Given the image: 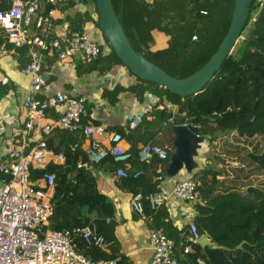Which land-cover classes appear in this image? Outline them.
Here are the masks:
<instances>
[{"label":"trees","instance_id":"1","mask_svg":"<svg viewBox=\"0 0 264 264\" xmlns=\"http://www.w3.org/2000/svg\"><path fill=\"white\" fill-rule=\"evenodd\" d=\"M10 3L11 0H0V9L7 8ZM112 4L131 46L169 75L180 79L201 68L216 51L228 29L234 0H112ZM50 7L44 5L43 11ZM88 19L86 14H77L72 23L81 29V24ZM251 19L247 35L238 39L231 54L201 92L181 97L151 81L137 78L134 85H115L112 89H103L101 94L109 104L116 103L119 94L125 91L132 92L139 102L143 101L145 94L157 98L152 111L143 116L139 126L130 128L127 125L141 142L139 146L131 140L128 150L132 157L121 163L129 174V178L122 180L130 186L132 193L153 191L154 177L165 176L169 157L175 150L176 122L170 120L171 110L165 101L177 106L180 119L198 125L201 134L211 136L202 142L206 148L202 154L203 162L188 174V178L195 182L197 197L193 204L196 210L194 222L199 232H207L215 244L235 247L242 240L245 243L242 248L231 251L203 249L198 243L187 241L182 231L165 220L167 210L164 206L153 212L145 205L144 213L150 218L151 226L161 228L174 239L178 264H196V258L204 259L207 264H264V129L262 127L257 132V137L241 139L229 135L232 129L218 125L236 109L241 66L255 57L264 58V0H251L245 28ZM96 24L99 26L98 21ZM154 29L168 36L165 47L151 49ZM107 45L109 53H100L94 61L100 70L121 63L108 42ZM2 86L0 94L7 91V88L1 90ZM158 105L163 107L158 108ZM231 105V111L221 116ZM86 111L88 108L82 117L83 123H86ZM254 120L255 115L249 119L250 122ZM62 135L66 142L67 163H51L44 168V171L54 173L55 182L51 197L52 215L42 229L71 230L93 220L102 234L114 220L113 203L98 189L94 173L85 165L86 152L81 148L80 140L69 132L62 131ZM148 143L160 145L167 151L168 158L140 161L137 152ZM53 150L59 152L56 148ZM137 172L141 175H135ZM31 177L35 178L34 175ZM187 244H191L193 251L184 254Z\"/></svg>","mask_w":264,"mask_h":264},{"label":"built area","instance_id":"2","mask_svg":"<svg viewBox=\"0 0 264 264\" xmlns=\"http://www.w3.org/2000/svg\"><path fill=\"white\" fill-rule=\"evenodd\" d=\"M67 2L11 0L7 8L0 9V55L6 45L29 47L30 61L24 72L30 75V84L22 103L26 133L34 129L48 135L57 128L84 135L89 139L85 152L90 164L103 163L107 159L124 163L132 157V153L122 146L119 132H110L109 145L105 147L97 138L105 133V128L82 122L87 101L85 95L73 96L65 91H57L44 98L39 97V94L50 89L42 73L45 53H53L58 61L76 57L84 64L94 62L101 53L100 44L85 30L75 31L65 22H56V9ZM44 5L51 7L44 12ZM193 39L196 37L193 36ZM153 104L147 102L130 111L127 115L128 126H139L143 116L152 111ZM57 106L62 108L58 118L41 123L44 110ZM166 106L170 108L169 104ZM162 107L158 105V108ZM170 120L173 118L170 117ZM183 122L191 123L187 119H183ZM4 125L0 119V136L5 131ZM202 148L205 147L201 144ZM137 157L142 162H148L154 157L166 160L168 154L160 145L148 143L140 147ZM64 161V154L50 149L44 136L33 146L26 141L22 147L7 148L0 158V264H134L128 263L123 255L91 258L77 249V242L87 249L102 250L108 246L94 221L71 230L42 229L52 215L51 197L55 182L54 173L44 171V168L51 163ZM37 169L42 172L33 179L31 171ZM115 174L129 178L123 166L116 167ZM135 175L141 174L137 172ZM163 178L161 174L154 177L155 189L149 193H131L130 204L134 212L143 216L145 205L155 212L161 206L169 205L173 197L189 203L197 201L193 180H175L171 189L166 190L162 186ZM201 235L196 223L190 221L186 240L191 244L197 243ZM148 240L152 250L150 264H178L175 241L161 228H149ZM191 244L184 246V254L191 252ZM195 263L207 264L202 258H196Z\"/></svg>","mask_w":264,"mask_h":264},{"label":"crops","instance_id":"3","mask_svg":"<svg viewBox=\"0 0 264 264\" xmlns=\"http://www.w3.org/2000/svg\"><path fill=\"white\" fill-rule=\"evenodd\" d=\"M77 14L89 16V19L81 24V29L72 23ZM54 16L57 23L65 22L75 31L85 30L92 39L100 44L101 54L106 55L109 53V47L103 32L96 24L98 12L95 2L93 3L91 0H69L56 9ZM151 34L153 37L150 44L152 50L166 46L168 36L157 29L152 30ZM50 55V53H45L42 65L43 77L49 83L50 89L39 94V97L44 98L45 95L54 94L57 91H65L73 96L85 95L87 97L85 110L88 108L85 115L86 123L102 125L105 128V133L97 137L103 146L107 147L109 145V134L113 131L122 135L121 144L124 148H131V140L140 146L141 142L136 138V135H133L127 128V115L130 111L143 106L144 103H155L157 98L145 94L143 101L139 102L132 92L125 91L119 94V100L116 103L109 104L101 95L103 89H112L115 85L123 87L134 85L137 82V77L122 63H115L108 70H100L98 68L99 64H95V62L84 64L79 62L76 57L66 61H58L55 56L50 57ZM29 61L28 45L18 48L6 45L0 55V85H3L1 90L7 88L5 93L0 94V119L5 124V131L0 136V158L3 157L7 148L22 147L26 141L29 146H33L43 136L47 139L50 149L56 148L64 154L66 142L62 131L65 130L55 128L48 135L34 129L26 133L24 127L26 115L22 103L30 84V75L24 72ZM165 103L170 105L169 110H171V113L177 112L175 104L166 101ZM235 107L236 109L222 118L218 125L232 129L229 133L231 136H237L241 139L257 137L259 135L257 134V128L249 120H244L246 118L244 112L237 110V100ZM61 109V106L52 107L48 113H45L40 122L45 123L48 120L58 118ZM235 113L239 114L236 115ZM73 135L80 140L81 148L85 150L89 139L84 135ZM203 135L205 139L211 137L208 134ZM204 151L205 148L199 150L198 162L201 160L203 162L202 154ZM202 162H199V164ZM65 163H67L66 156L65 161L58 164ZM231 164L235 163L231 162ZM85 165L94 173L98 189L112 201L115 208V217L101 234L108 243L107 247L102 250L87 249L82 244L77 243V249L91 258L123 255L128 263L150 264L152 250L149 246L148 230L153 226H151L150 218L145 213L142 216L133 211L130 204L132 190L121 177L115 174L116 167L123 164L107 159L98 164H90L86 160ZM184 178H188V174L182 169L174 177L164 176L162 186L166 190H170L175 180ZM193 204L173 197L171 203L164 206L167 210L165 220H169L177 230L182 231V234L186 236L187 225L190 221L194 222L196 216ZM95 224L98 228L96 222ZM202 235H206L214 243L207 232ZM202 251L204 252L203 249ZM179 254L183 256L181 252ZM187 262L190 263V260H187Z\"/></svg>","mask_w":264,"mask_h":264},{"label":"water","instance_id":"4","mask_svg":"<svg viewBox=\"0 0 264 264\" xmlns=\"http://www.w3.org/2000/svg\"><path fill=\"white\" fill-rule=\"evenodd\" d=\"M95 4L100 29L121 63L137 78L151 81L164 87L170 93L184 97L201 92L231 54L248 21L251 0H234L228 29L216 51L201 68L180 79L169 75L164 69L149 61L131 46L121 21L114 11L112 0H95ZM232 108L233 105L221 116L229 113ZM49 111L50 108H47L44 113ZM170 117L176 122L173 138L175 150L169 157L164 175L174 177L182 169L187 174H190L199 167L197 158L205 136L192 123H184L177 113H170ZM209 119L213 118L209 117ZM41 172V169H37L32 170L31 174L38 176ZM197 243L203 249L211 247L231 251L236 248H242L245 240L240 241L235 247H229L212 243L206 235H201Z\"/></svg>","mask_w":264,"mask_h":264},{"label":"rangeland","instance_id":"5","mask_svg":"<svg viewBox=\"0 0 264 264\" xmlns=\"http://www.w3.org/2000/svg\"><path fill=\"white\" fill-rule=\"evenodd\" d=\"M251 24L252 19L240 39L247 35ZM235 100H237V110L244 112L246 115L244 120H249L251 116L255 115V120L252 124L257 128V132L262 127L264 129V58L255 57L241 66ZM235 114L238 115L239 113ZM203 145L205 144L203 143ZM199 162H202V160Z\"/></svg>","mask_w":264,"mask_h":264}]
</instances>
